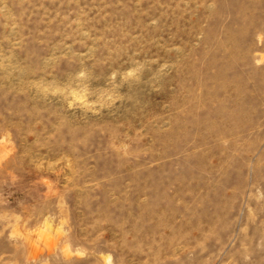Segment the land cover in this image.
<instances>
[{"label": "rangeland", "instance_id": "obj_1", "mask_svg": "<svg viewBox=\"0 0 264 264\" xmlns=\"http://www.w3.org/2000/svg\"><path fill=\"white\" fill-rule=\"evenodd\" d=\"M0 264H264V0H0Z\"/></svg>", "mask_w": 264, "mask_h": 264}]
</instances>
